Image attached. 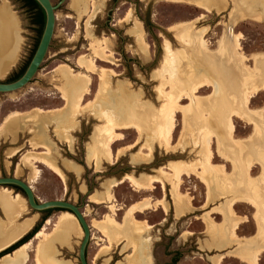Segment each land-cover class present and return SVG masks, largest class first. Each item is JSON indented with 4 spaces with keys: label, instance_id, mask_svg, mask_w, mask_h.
<instances>
[{
    "label": "rangeland",
    "instance_id": "374dc122",
    "mask_svg": "<svg viewBox=\"0 0 264 264\" xmlns=\"http://www.w3.org/2000/svg\"><path fill=\"white\" fill-rule=\"evenodd\" d=\"M256 1L258 0H226L227 5L222 11L209 13L194 4L171 0H86L85 5H82L78 0H65L55 10L54 35L48 53L36 76L19 91L0 93V128L6 116L14 111L23 113L35 109L56 111V114L49 115L47 119L38 123H42L39 141L46 147L48 145L50 153L46 157L61 168L65 180L38 162L35 163L38 175L35 178L31 177V165L24 156L32 150L36 153L46 151L45 147L40 146L36 149L31 147L35 134L28 130L35 128V122L32 121L20 128L16 137L0 130V177L15 176L29 181L35 195L42 201L63 199L79 206L85 204L81 209L91 226V239L87 248L89 264H130L136 260L138 250V253L142 250L145 255L147 254L146 256L150 258L149 264H172L174 258H177L176 264H216L212 258L238 248V245L234 243L226 250L210 248L209 244L212 243L211 235L213 234L206 231L207 223L204 219L206 215H209L213 228L217 229H214L216 233L219 230L217 227L224 222V217L219 210L216 212L215 209L226 208L237 195L245 197L251 195L243 155L232 143L226 127H223V122H226L229 111L241 96L244 88L243 79L246 74L242 71V76H236L239 80L237 96L234 92L229 93L228 90L224 101L221 96L222 85L224 80H228L225 79L224 73L220 76L217 70L206 66L209 63L217 66L218 61L216 62L210 53L205 52L202 46L200 47V40L204 39L207 42L210 51H218L220 41L227 34V28L233 24L234 33L241 34L239 50L248 57L244 61L246 66L258 68L255 80H263V67L256 65L252 55L264 54V20L241 18L240 16L246 9L257 10V8L263 7ZM262 1L264 3V0ZM52 2L56 4L59 0H52ZM254 7L257 8L254 9ZM235 9L237 10L235 11ZM0 12L10 14L17 21L19 28L18 59L10 70L0 75V81L11 82L16 80L22 69L30 62L33 51L40 40L41 26L36 20V11L28 7L23 0H0ZM127 14H130L128 21L125 20ZM202 15L204 16L199 18ZM137 21L142 24L144 30L143 36L148 46L146 49L140 47L136 37L130 32ZM184 23L195 24L192 31L196 35V47L192 48L188 45L185 47L183 45L185 43H182L179 38L177 39L176 29H171L172 26ZM165 41L171 43V49L174 51L184 47L189 56V59L183 61V75L176 79L175 85L168 84L159 76L165 62ZM98 46L104 47L103 55L99 58L94 53ZM104 56L107 57L108 62L105 61ZM91 60H94L96 65L94 72L86 66ZM228 67L231 70V66L228 65ZM102 68L113 70L116 75L108 78L106 92L97 102L83 110H75L74 100L67 105L62 94L63 89H66L64 72L70 77L79 72L90 77L89 93L81 102L82 105H85L87 102L93 101L101 89ZM189 74H192L191 79L188 78ZM209 76L218 80L216 84L219 91L213 96L212 85H206L197 93L198 96L204 98L205 105H209V111H207L209 122L202 124L199 122L202 113H196L198 108L192 89L195 84L207 80ZM165 83L166 85H164ZM223 88L224 90L229 89L225 83ZM182 91L189 92L191 99L184 98L181 103L192 102L195 114V117L190 120L192 132H186V138L182 139V144L178 143H180L184 130V117L181 112H177L172 149L165 150V147L159 143L152 144L147 141L150 133L149 128L142 125L145 134L142 141L136 142L138 133L135 130L119 131L123 134L124 139L113 145L114 157L111 161L103 158L98 162L99 164L95 165L94 139L98 128L106 123L103 117L107 112H116L117 115H121L124 113L125 105L130 103L132 108L140 105L142 111L152 114L162 109L164 92L169 93L171 98H176L183 93ZM208 96L209 100L206 101ZM235 98L237 99L235 100ZM222 106L225 107L224 112H221ZM247 107L250 109L263 108L264 90L255 93L250 98ZM232 120L234 124L233 137L245 141V145L249 146V151H253L254 148L253 137L264 142V124H259L263 131L262 135L257 137L254 131V120L258 121V118L252 116L250 122L234 116ZM202 131L215 133L225 152L238 163L239 170L235 172L233 164L218 155L217 138L213 137V163L223 164L226 171L234 176L231 181L233 180L232 184L235 186L228 189L225 194L218 192L215 183L211 182L214 180L213 171L204 162L203 167L208 172L206 179L210 182V188L205 181L195 175L182 177L180 191L184 195H188L193 204V209L187 212L186 216L181 217V213L176 210L174 188L166 178H164L165 187L156 183L152 191L138 192L129 181L114 186L127 175L146 179L151 175H156L161 168L167 173H173L169 168L170 163L190 164L198 161L200 142H197L199 133L201 134ZM135 143L132 150L125 151L119 156L116 155L119 149ZM148 144L153 146L151 158L149 160L137 159L135 156L140 155L141 150L147 154L150 152L146 146ZM13 150H15V155L10 157ZM66 163L70 165V168L66 167ZM262 172L261 165L255 164L251 174L253 178L260 179ZM225 177L221 176L220 181L226 185L227 178ZM4 187L0 186V190ZM5 188L10 189L13 192L12 195H19L21 200L24 199L23 204L26 206V212L18 218V223L33 215L38 218L33 225L35 227L43 219L33 234L34 238L30 241L31 243L27 242L30 243V260L27 264H35L34 255L38 244L35 237L40 231H43L44 234L53 233L61 212L52 210L49 214H46V211L37 213L28 206L21 191L14 187ZM209 190L212 194L210 200L208 198ZM106 192L115 197L114 203L118 208L120 207L115 216L118 222H122L129 206L145 197L151 198L153 203L159 199L165 200L169 211L166 213L162 207L152 206L144 213L136 214L137 219L146 220L152 225V228L143 234V238L118 239L112 249L97 257L100 250L109 244L103 235L101 224L97 223L103 221L110 211L108 203L96 204L91 201V196L101 194V197L104 198L107 196ZM259 196L260 202L263 201L264 187ZM233 207L239 217L247 218L237 228V235L240 238H250L256 235V208L242 201L235 202ZM0 219L3 222L7 220L1 208ZM95 223L96 225H94ZM79 235L77 236L76 233L67 246L56 245L58 248L55 246L56 259L71 261L74 264L79 263L78 249L83 237L82 229ZM242 243L245 244L246 241H242ZM221 264L248 263L229 256L224 258ZM259 264H264V252L259 256Z\"/></svg>",
    "mask_w": 264,
    "mask_h": 264
},
{
    "label": "bare ground",
    "instance_id": "6f19581e",
    "mask_svg": "<svg viewBox=\"0 0 264 264\" xmlns=\"http://www.w3.org/2000/svg\"><path fill=\"white\" fill-rule=\"evenodd\" d=\"M171 1L194 4L198 8L204 9L206 12L209 13L214 11L219 13L227 5L226 0H171ZM78 2H80L82 5H85L86 0H78ZM256 3L258 4L260 3L259 5H262L263 7L261 8L260 6L257 5L258 7H260V9H258L257 7H254V9L257 8V10L246 9L244 13L240 14L241 18H252L261 21L264 20V5H263L264 3L262 0H258L256 1ZM256 3L254 4L256 5ZM236 10L237 9H235V11ZM203 16L204 15L200 16L199 18ZM129 19H130V14H127L125 20L128 21ZM193 24L189 25L187 23H184L171 27V29H176L175 33L177 35L176 36L177 39L179 38L182 41V43H185L183 44L184 46L188 45L191 46L192 48L196 47V35L192 31V28L193 27L195 28L196 22L194 26ZM18 29L19 28L17 21L14 20V18L10 16V14H7L5 12H0V52H1L0 75H3L8 70H10V68L14 66V64L18 59V49H19ZM143 31L144 30L142 24L138 21L135 23L134 27L130 29V32L136 37L140 47L146 49L148 46L145 43L144 40L145 37L143 36L144 34ZM227 36L228 33L225 35L223 40L220 41L218 51L215 52L210 51L207 42L202 38H201L202 40H200V47L202 46L205 52L210 53L212 58L213 59L215 58L216 62L218 61L217 62L218 67L215 66V64H210V63L206 64V66L207 67L211 66V68L217 70L220 73V76L223 73L226 75L225 79H227L228 81L224 80L223 85L225 83L226 85H228L229 89L224 90L222 85L221 96L224 99V101H225L224 97L226 96L225 94L228 92V90L230 91L229 93L234 92L235 95L237 94V92H239V87H238L239 80L237 79L236 76L241 75L242 71H244L246 74L245 75L246 77H244L243 79L244 88L242 90L241 96H239L238 102L236 100L238 97L235 98L236 105L234 104L235 106L229 111L227 120H225L226 122H223L224 123L223 127H226L228 136L230 137L232 143H234V146H236L240 150V153L243 155L242 157L244 159V163L247 171L246 172L248 179L247 183L250 188L251 195L246 197L237 195L234 197V201L228 203L226 208L223 209L221 207L220 208L216 207L217 209H215V211L219 210L224 217L223 218L224 222L222 221L223 223H221V225L217 227L219 228V230L216 233L214 231L217 229L213 228L209 215L208 216L206 215L204 221L207 223L206 231L210 232V234H213L211 235L212 243L209 244L210 248L218 249V250L220 249L226 250L227 248L231 247L233 243L238 245L237 249L226 251V253H222L219 256L212 258L216 264H221L222 260L229 256H233L238 259H241L243 260V262L245 261L248 264H259V256L264 252V200L260 202L259 199L260 192L262 193L264 187V142L263 140L261 139L259 140L258 138L252 136L254 140L253 139L251 140H253L255 144L253 151H249L250 150L249 146L245 145L246 144L244 143L245 141L235 139L233 137L234 124L232 118L234 116H237L246 119L250 122L252 121L251 120L252 116L258 118V121L254 120V125H255L254 131L257 137L263 134V131L259 126V124H264V107L258 109H250L247 106L249 104L250 98L255 93H259L260 91L264 90V79L261 81L255 80L256 73L259 71V69L256 67L251 68L246 66L244 61L247 60L248 57L242 51L239 50L241 34L234 33L233 44L230 43V40L228 39ZM170 44L171 43H169V41L164 42L165 62L162 66L159 76L161 80L167 82L168 84L171 83L172 85H175L176 79L183 75L182 73L183 61L189 59V56L188 53H186V51L184 50L185 49L184 47L178 49L177 51H174L171 49ZM102 52H104V47L100 48L99 46L94 51L95 55L98 58L102 57L103 55ZM252 57L255 60L256 65L262 66L264 70V54L261 55L256 54L254 56L252 55ZM104 58L105 61L108 62V60L106 59L107 57L104 56ZM228 65L231 66V70L229 69ZM86 66L93 72L96 69L94 60H91L89 64ZM64 74L66 77V83H65L66 89H63V93H62L63 98L66 101L65 103L67 105H69L74 100L75 110H83L85 108L92 106L95 102H97V100L103 95V93L106 92V88L108 87V78L110 76L116 75L115 71L102 68L100 74L101 89L97 92V95L93 101L87 102L85 105H82L81 104L82 100L84 99L86 94L89 93L88 86L90 84V77L87 74H82L80 72L76 73V75H73L72 77H70L69 74L67 75L66 72H64ZM189 75L188 78L191 79L192 74ZM241 80H240V84H241ZM216 81H218L216 78L209 76L207 80L195 84L192 89V93L195 98V103L198 108V112L196 113H200V114L202 113L201 118L199 119V122H201L202 124H207L209 122L208 112H207L209 111L208 110L209 105L208 106L205 105L206 103L204 102L205 101L204 98L198 96L197 93L206 85H212L214 89L213 96H215V94H217L219 91ZM164 85H166V83ZM184 98L191 99L189 92L184 91L176 98H171L169 93L164 92L163 94L164 103L162 104V109L159 111H155L152 114L151 113L147 114L144 111H142L140 105L135 108H132L130 103H127L125 105L126 108L124 107L125 108L124 113L121 115H117L116 112H107L105 115L103 114L104 115L103 119L105 120L106 123L98 128L96 132V138L94 139L95 141L93 144V150H94L93 155H94V160L96 161L95 165L99 164L98 162L103 158L104 159L106 158L108 160L110 159L111 161L112 157H114L113 145L124 139L123 134L119 131L131 130V129L135 130L138 133V140L136 142L139 143L140 141H142L145 135L142 125L149 128L150 133L148 135V138L146 139L147 141H149L152 144L154 142L155 143L157 142L161 146L165 147V150L172 149L177 112H181L184 117L183 118L184 130L180 139V143H178V144H182V139H184L186 132L189 133L192 132V129L190 127V120L195 117L192 102L189 104L181 103V100ZM206 99H207L206 101H208L209 96ZM220 109L221 112L225 111V107L223 106ZM55 112H56L55 110L43 111L42 109H35L24 113L14 111L6 116L4 123L0 128V130L1 131L3 130L5 134H12L16 137L17 131L20 128L27 125L28 123L30 124L31 121L35 122L34 125L35 128L28 127L29 128L28 131L34 132L35 134L33 138V142H31L32 145L31 147L33 149H36L37 147L40 146L45 147L46 151L42 153H36V151L32 150L24 156L27 162H29L31 165L32 178H35L38 175V169L35 165V163L38 162L47 166L50 170H52L63 180H65V175L61 170V168L55 162L49 160L46 157L50 153L49 150L50 148L48 147V145L46 147V145L41 144L39 141L40 139L39 137L41 136L42 133L40 131L41 130L40 126L42 123L41 124L38 123L42 122L44 119H47L49 115L56 114ZM25 120L28 121L26 122ZM199 135H200L199 140L197 139L198 142L195 140L197 143L200 142L199 143L200 154L198 153L200 156L197 157L198 161L190 164H186L183 162L170 163L169 168L173 173L171 174L167 173L166 171H164L163 168H161L158 170V173L156 175H151L146 179H139L131 175H127L122 180L118 181V183L114 184V186H117L118 184L123 183L125 181H129L130 184L133 187H135V189L138 192L152 191L155 188L156 183H160L162 184V187H165L166 185L164 182V178H166L171 182L174 188L176 210L178 211V213L179 212L181 213L180 214L181 217L186 216V213L193 209V204L191 202V198L188 195H184L180 191L182 184V177L184 175L187 176L195 175L199 177L201 180L205 181V183L208 185V188H210V182L206 179V177L208 176L207 174L208 172L203 167L204 166L203 164L205 163L210 167V169L213 171L214 174L213 175L214 180L211 182L215 183L218 192H220L221 194H225L228 191V189H232L233 186H235L232 184L233 180L231 181V178L234 176L233 174L230 175L226 171L225 166L223 164L213 163L212 161L214 157L213 148H212L213 137L217 138L218 155L222 157L224 160L232 163L235 172L239 170L238 163L228 153L225 152L224 148H222V143H220L219 137L215 133H213L212 131H205V132L202 131L201 134L199 133ZM149 144L146 146L148 147L150 152L147 154L143 152L144 150H141L139 153L140 155L135 156L137 157V159L139 158L142 160H149L151 158L153 146L152 145L149 146ZM135 145L136 143L128 145L127 147H124L122 149H119L116 155L119 156L122 155L125 151L132 150ZM14 151L15 150L11 151L10 157L15 155ZM255 164H260L262 167L263 172L260 179H255L252 177L251 172ZM65 165L67 168H70L69 164L66 163ZM221 176H226L225 177L227 178L226 185L224 183H221L220 181ZM12 193L13 192H11L10 189L5 187L0 190V208L3 210L7 219L6 222L1 221L0 219V252H2V250H6L8 246L14 245L15 243L13 242L17 243L18 242L17 240H20V238L23 235H25L27 232H30L32 230L33 225H35V222H37L38 219L37 216L32 215V217H28L24 219L23 222L18 223V218L21 217V215L26 212V206L23 204L24 199L21 200V197L19 195H12ZM208 196L210 200L212 197L210 190ZM114 200L115 197L111 193H107V196L104 198L101 197V194L91 196V201L96 204L108 203V207L110 211V213L105 216V219L103 221L97 223V224H101L100 227L101 230L103 231V235L106 237L107 242L109 243L108 246L102 248L103 250L101 249L102 251L100 250V253L98 254L97 257H99L102 253L106 252L107 250L112 249L116 240L118 239L126 240L127 237L131 238L132 240L135 237L143 238L144 236L143 234L149 231L152 228V225H150L146 220L137 219L136 214L144 213L146 210L151 209L152 206L162 207V209L166 213H168L169 211L168 204L166 203L165 200L159 199L153 203L151 198L145 197L141 201H138L135 204L129 206L126 210L122 222H118L115 216L120 210V207L119 208L117 207L116 203H114ZM241 201L246 202L256 208L255 220L257 223V233L256 235L250 238H240L237 235V228L242 222H245L247 220V218L245 217L242 218L239 217L236 214L233 207L235 202H241ZM94 225H96V223ZM80 228L81 227L74 214L67 211L61 212L58 216L57 225L55 226V231L53 233L51 232V234H44L43 231H40L36 235L35 239L38 240V244L34 255L35 264H74L71 261L56 259L55 246L56 245L67 246L68 244H70L74 235L76 233L77 236L80 234L81 231ZM242 241H246V243L244 244L242 243ZM30 243L27 244L25 243L19 246L18 248H16L15 250H13V252L1 256L0 264H27V262L30 260V253H29ZM138 252L139 250L137 251L136 260L134 262H131L130 264H149L150 258L146 256L147 254L145 255L142 250L140 253Z\"/></svg>",
    "mask_w": 264,
    "mask_h": 264
},
{
    "label": "water",
    "instance_id": "95a60500",
    "mask_svg": "<svg viewBox=\"0 0 264 264\" xmlns=\"http://www.w3.org/2000/svg\"><path fill=\"white\" fill-rule=\"evenodd\" d=\"M35 1L39 4V6L42 8L45 14V24H44V28H43L39 43L37 45V48L29 64L27 65L25 71L19 78L11 82L0 81V93L16 92V91L23 89L25 86H27L38 73L40 66L42 65L48 53V50H49V47H50V44H51V41L54 35L55 24H56L55 10L65 0H59V2L56 4H53L52 0H35ZM233 28H234L233 24H230V26L227 28V33H228L227 37L230 40L231 44L234 43L233 42L234 41ZM0 186L2 187L3 186L5 187L15 186V187L20 188V190L22 191V193L24 194L26 198L28 206L37 213L45 212L48 210H55L58 213L67 211V212L74 214V216L77 218L78 223L83 231V237L81 239L79 249H78V262H79L78 264H89L87 260V248H88V245L91 239V226L87 222L85 218L86 215L81 209L83 208V206H85V204H83V206H79L73 202L63 200V199H53V200H46V201L39 200V198L35 195L33 191V186L29 183V181L20 179L15 176L0 177ZM87 197H89V195H87ZM28 233L29 232L23 235L20 238V240L23 239ZM33 238L34 237H31L26 242L32 241ZM20 240H17V241L19 242ZM13 243H16V242H13ZM11 247L12 246H8L6 250H2V252H0V256L10 253L11 251L7 252V250Z\"/></svg>",
    "mask_w": 264,
    "mask_h": 264
},
{
    "label": "trees",
    "instance_id": "16d2710c",
    "mask_svg": "<svg viewBox=\"0 0 264 264\" xmlns=\"http://www.w3.org/2000/svg\"><path fill=\"white\" fill-rule=\"evenodd\" d=\"M23 1L25 2V4L28 7H30L32 10H35L36 11V20H37V22L41 26V30H40V37H41L42 31H43V28H44V24H45V14H44V11L42 10V8L39 6V4L35 0H23ZM38 43H39V41H38ZM38 43H37V45H38ZM37 45H36V47H35V49L33 51V54H34V52H35V50L37 48ZM33 54H32V56H33ZM32 56H31V58H32ZM26 67H27V65L22 69L21 73L16 77V79L19 78L23 74V72L25 71ZM12 187H14V188L18 189L19 191H21L20 188H18V187H15V186H12ZM50 211H52V210H48L47 212H50ZM37 229H38V226H35L29 234H27L18 243H15V245H12V247L9 248L7 250V252H10V251L12 252L16 248H18L20 245H22L23 243H25L26 241H28L30 239V237H32L33 233H35L37 231ZM176 262H177V258H174L172 260V264H176Z\"/></svg>",
    "mask_w": 264,
    "mask_h": 264
},
{
    "label": "flooded vegetation",
    "instance_id": "af4514ba",
    "mask_svg": "<svg viewBox=\"0 0 264 264\" xmlns=\"http://www.w3.org/2000/svg\"><path fill=\"white\" fill-rule=\"evenodd\" d=\"M46 214H49L50 212H45ZM43 221V219L39 222V224H37L38 226L40 225V223ZM33 234H35V233H33ZM33 236V235H32ZM31 238V237H30ZM27 243V242H26ZM25 244V243H24ZM23 245V244H22ZM21 246V245H20Z\"/></svg>",
    "mask_w": 264,
    "mask_h": 264
}]
</instances>
